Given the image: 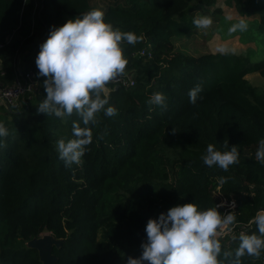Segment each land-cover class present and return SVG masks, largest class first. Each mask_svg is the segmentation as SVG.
I'll use <instances>...</instances> for the list:
<instances>
[{
  "label": "trees",
  "instance_id": "obj_1",
  "mask_svg": "<svg viewBox=\"0 0 264 264\" xmlns=\"http://www.w3.org/2000/svg\"><path fill=\"white\" fill-rule=\"evenodd\" d=\"M219 1L238 19H252L264 40V0H0V84H12L19 70L36 80L15 106H0L7 128L0 137V264H43L27 243L45 233L61 241L52 249L55 264H127L142 252L148 219L188 202L200 208L234 202L237 222L220 238L222 252L233 253L221 257L226 264L239 245L233 236L258 234L252 218L264 208V164L256 159L264 89L246 75L264 76V56L252 61L229 50L194 56L175 46L198 28L192 9L212 7L217 15ZM97 3L114 27L138 37L122 42L124 74L133 84H106L105 107L117 111L96 114L80 162L68 164L57 142L73 138L74 122L85 125L75 111L63 118L38 111L46 91L35 58L52 27ZM197 84L193 104L188 93ZM155 92L164 94V105L149 103ZM209 144L221 151L236 145L238 162L227 170L204 164ZM240 260L264 264V251Z\"/></svg>",
  "mask_w": 264,
  "mask_h": 264
},
{
  "label": "clouds",
  "instance_id": "obj_2",
  "mask_svg": "<svg viewBox=\"0 0 264 264\" xmlns=\"http://www.w3.org/2000/svg\"><path fill=\"white\" fill-rule=\"evenodd\" d=\"M211 17L200 15L194 18L197 27L207 28ZM248 23L240 18L229 31H245ZM138 40L132 31H122L105 19L100 8H93L74 18H69L60 26L50 30L47 39L40 45L35 58L38 76L45 77L43 83L46 97L39 104L38 111L67 117L75 111L84 127L73 123V138H61L57 142L60 158L66 163H79L85 146L92 140L88 127L95 123L101 110L112 116L116 108L107 106V96H102L106 84L124 73L128 63L122 42L134 44ZM201 85L189 90L190 103L195 104ZM149 103L164 105L165 96L161 92L152 94ZM7 134V128L0 122V137ZM227 150L216 149L212 144L206 148L202 159L208 166L218 165L227 170L238 162L236 145L224 146ZM256 159L264 164V138L260 139ZM215 205L200 208L194 202L176 204L158 217L149 218L146 226V240L141 243L139 257H128L127 264H226L224 258L231 257V251H223L220 238L225 232H232L237 222L233 213L221 214ZM257 232H241L239 245L235 249V259L227 264H241L240 258L248 255L259 257L264 251V208L252 218ZM224 257V258H221Z\"/></svg>",
  "mask_w": 264,
  "mask_h": 264
},
{
  "label": "rangeland",
  "instance_id": "obj_3",
  "mask_svg": "<svg viewBox=\"0 0 264 264\" xmlns=\"http://www.w3.org/2000/svg\"><path fill=\"white\" fill-rule=\"evenodd\" d=\"M94 5L95 3L92 2ZM103 4L97 3L96 7H102ZM216 8L220 9V14H213V8L205 7L200 9H192L194 18L203 15L211 17L212 24L207 28L198 27L187 37H182L175 41V46L180 50L190 55H200L216 51H236L250 56L252 61H258L264 56V40H261L262 35L255 32L252 24V19L247 18L248 28L245 31H229L230 26L236 23L239 19L236 13L231 8H226L222 1H219ZM246 79L260 89H264V76L258 73H249ZM218 195V194H217ZM222 206L231 208V205L224 204ZM219 203V204H221ZM228 208V209H229Z\"/></svg>",
  "mask_w": 264,
  "mask_h": 264
},
{
  "label": "built area",
  "instance_id": "obj_4",
  "mask_svg": "<svg viewBox=\"0 0 264 264\" xmlns=\"http://www.w3.org/2000/svg\"><path fill=\"white\" fill-rule=\"evenodd\" d=\"M144 51H141L140 54H143ZM19 78H16L12 84L8 86H3L0 84V106L4 108H10L16 105V102L19 97L24 96L27 93L33 92L35 86H36V80L35 75L33 72L28 71L24 75L19 70ZM114 88H118L119 86L128 88L132 86V81L130 78L127 77L126 74L122 73L118 75L114 80L110 81ZM225 203L224 204H230L231 208L225 207L223 214L231 213V211L234 209L235 204L233 201L227 202L226 200L222 199ZM218 205H223V202ZM229 208V209H228ZM227 233V231L225 232Z\"/></svg>",
  "mask_w": 264,
  "mask_h": 264
},
{
  "label": "water",
  "instance_id": "obj_5",
  "mask_svg": "<svg viewBox=\"0 0 264 264\" xmlns=\"http://www.w3.org/2000/svg\"><path fill=\"white\" fill-rule=\"evenodd\" d=\"M61 241L52 238L48 233L39 238H34L27 243V246L37 250L40 261L43 264H55L56 259L52 255L54 246H60Z\"/></svg>",
  "mask_w": 264,
  "mask_h": 264
}]
</instances>
